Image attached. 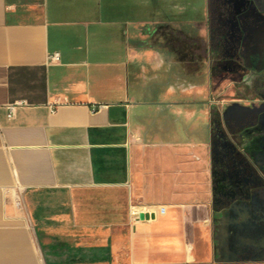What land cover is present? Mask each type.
I'll use <instances>...</instances> for the list:
<instances>
[{"label":"crops","instance_id":"0c3cea01","mask_svg":"<svg viewBox=\"0 0 264 264\" xmlns=\"http://www.w3.org/2000/svg\"><path fill=\"white\" fill-rule=\"evenodd\" d=\"M233 3L201 17L198 0H0V264H264V189L216 174L199 91L227 50L195 30L212 17L240 44L238 65L218 63L242 94L222 114L264 102V0ZM184 39L205 41L202 83H183ZM239 137L264 174V125ZM138 203L152 218L130 216Z\"/></svg>","mask_w":264,"mask_h":264},{"label":"rangeland","instance_id":"374dc122","mask_svg":"<svg viewBox=\"0 0 264 264\" xmlns=\"http://www.w3.org/2000/svg\"><path fill=\"white\" fill-rule=\"evenodd\" d=\"M231 1L232 0H198L200 5V15L201 17H206L207 12L208 15L212 12H214L215 15H219L220 12V16H230V14L235 11V8H233L234 3L233 6H231ZM260 10L264 11V8ZM210 19L211 20L209 22L206 20V23L201 22L199 26H195L196 32H199V37L203 38L207 36L208 28L209 31L214 32L216 36L224 37L220 42H222L227 48L224 52L210 55V61L214 64L210 86L208 88H200L201 90H199L204 91V93L207 94L208 99L206 101H210V99L215 101L213 102L214 106H212L213 108L211 114L212 122H216L214 123L213 128L214 139L211 148L212 159L214 161V165H216L215 172L216 174H218V172L223 174L224 169L229 167L231 171L230 175L240 189L248 191L249 193L255 192L260 189H264V174L259 173V171L257 174H254L257 170L254 169V171L251 167L250 158L242 146H240L239 136L240 132L246 128H249L252 125H259L262 127L263 124L261 122L260 115H248L246 119L243 121L241 120L242 122L237 117L239 115H245L246 112L249 113V111L244 112L242 108L256 110L260 114V111L264 110V102L258 105L259 107H256V104L246 106L245 104L234 102L229 104L226 111H223L222 114V110H220L219 106H222L223 101L229 100L230 102H233V98L242 97L239 89L234 86V82L236 83L239 73L234 71L231 75L224 74L222 71L223 67L221 65L218 66V63L222 60H224V62H228V56H231V61H236V63L240 61V54L238 50L240 47L238 28H236L235 23L229 24L223 20L215 22L212 20V17ZM189 43L190 41L187 40L184 45L185 49L189 45L190 48L194 47L197 52L201 54L205 53L206 44L204 40H199V43L196 46H194V43ZM189 80L184 81V84L189 85L191 83ZM262 89V96H264V87ZM183 104L184 107L182 115H186V103L184 102ZM193 104H195V106L197 105L196 108H198V114L200 115V108L205 105V103L202 104L200 100L199 102ZM195 115L197 114L195 113ZM238 123H240V126H235V124ZM248 174H251L253 177L256 176L258 180L257 183H253L246 179Z\"/></svg>","mask_w":264,"mask_h":264},{"label":"trees","instance_id":"16d2710c","mask_svg":"<svg viewBox=\"0 0 264 264\" xmlns=\"http://www.w3.org/2000/svg\"><path fill=\"white\" fill-rule=\"evenodd\" d=\"M186 42L187 40L185 39L182 42L183 50L181 53L183 68L180 74L182 76L183 83L189 79V82L192 83H202L205 80L204 69L206 65V56L205 54H201L199 52H191L189 45L185 49L184 45ZM168 75L170 76V73H168Z\"/></svg>","mask_w":264,"mask_h":264},{"label":"built area","instance_id":"2783aa9c","mask_svg":"<svg viewBox=\"0 0 264 264\" xmlns=\"http://www.w3.org/2000/svg\"><path fill=\"white\" fill-rule=\"evenodd\" d=\"M53 57L58 58V53H55ZM23 101H17L14 103H11L9 105V111H8V118H13L14 117V111L17 105L22 104ZM104 105H99V107H102ZM129 213L130 216L135 219H141V218H152V215L155 213L153 207L149 204L145 203H138V204H132L129 208Z\"/></svg>","mask_w":264,"mask_h":264},{"label":"flooded vegetation","instance_id":"af4514ba","mask_svg":"<svg viewBox=\"0 0 264 264\" xmlns=\"http://www.w3.org/2000/svg\"><path fill=\"white\" fill-rule=\"evenodd\" d=\"M240 46V45H239ZM240 48V47H239ZM232 49H234V48H232ZM239 51H240V49H238ZM232 59L230 58V63L234 66V65H238L239 64V62L238 63H236V61H231ZM236 67V66H235ZM234 67V68H235ZM256 107H259L258 105L256 106ZM244 112H245V110H243ZM246 111H249V113H245V115H244V117H242L241 115H239V116H241V120L243 121L244 119H246L247 118V116L248 115H260V119H261V122H262V124L264 125V110H262V111H260V114L258 113V111H256V110H249V109H247ZM240 119V118H239ZM240 120V121H241ZM241 121V122H242ZM240 122V123H241ZM240 123H238V124H235V126H240ZM253 126H256V125H252V126H250V127H253Z\"/></svg>","mask_w":264,"mask_h":264}]
</instances>
